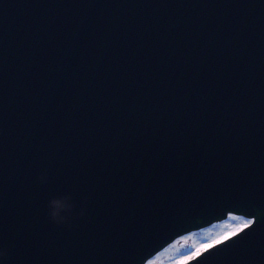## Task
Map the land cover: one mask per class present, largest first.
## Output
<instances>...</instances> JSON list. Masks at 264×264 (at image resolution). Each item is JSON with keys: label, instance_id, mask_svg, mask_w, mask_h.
Segmentation results:
<instances>
[{"label": "water", "instance_id": "1", "mask_svg": "<svg viewBox=\"0 0 264 264\" xmlns=\"http://www.w3.org/2000/svg\"><path fill=\"white\" fill-rule=\"evenodd\" d=\"M262 207L264 0H0L5 264H141ZM214 246L183 264H264V216Z\"/></svg>", "mask_w": 264, "mask_h": 264}, {"label": "rangeland", "instance_id": "2", "mask_svg": "<svg viewBox=\"0 0 264 264\" xmlns=\"http://www.w3.org/2000/svg\"><path fill=\"white\" fill-rule=\"evenodd\" d=\"M241 217L243 216L229 214L226 219L182 235L166 245L149 260L153 264H181V262L188 260H185V257L192 258L195 256L193 253L200 249L201 245L211 243L241 225L243 223Z\"/></svg>", "mask_w": 264, "mask_h": 264}, {"label": "clouds", "instance_id": "3", "mask_svg": "<svg viewBox=\"0 0 264 264\" xmlns=\"http://www.w3.org/2000/svg\"><path fill=\"white\" fill-rule=\"evenodd\" d=\"M39 180L42 184H47L49 181L48 172L42 171L39 175ZM77 202L70 192H65L59 195L51 196L47 201V214L57 223L71 225L76 215H85V208L81 206L76 212ZM8 254L6 245L0 244V264H5V258Z\"/></svg>", "mask_w": 264, "mask_h": 264}, {"label": "snow or ice", "instance_id": "4", "mask_svg": "<svg viewBox=\"0 0 264 264\" xmlns=\"http://www.w3.org/2000/svg\"><path fill=\"white\" fill-rule=\"evenodd\" d=\"M65 192H70L73 198L76 200L77 193L73 189L68 188V187H52L47 193L46 208H47V201L51 196L59 195ZM229 214L231 215V213ZM247 216L249 217L248 219H244L243 217H241V219L243 220V223L237 226L233 231L225 233L223 236L217 238L211 243L201 245L200 249H198L195 253H193V255L199 256L201 251L212 250L216 247L214 245H222L224 243H227L233 238L237 237V233H240V234L243 233L246 229L249 228V226H252L257 221L258 216H264V207L256 209L255 212ZM48 218L50 217L48 216ZM184 259L187 260V259H190V257H185ZM141 264H153V262L145 258L141 261ZM181 264H183V262H181Z\"/></svg>", "mask_w": 264, "mask_h": 264}]
</instances>
